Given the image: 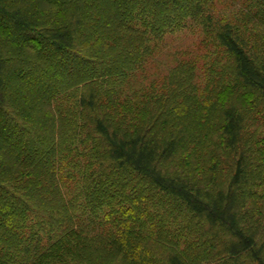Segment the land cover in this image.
Instances as JSON below:
<instances>
[{
    "label": "trees",
    "instance_id": "16d2710c",
    "mask_svg": "<svg viewBox=\"0 0 264 264\" xmlns=\"http://www.w3.org/2000/svg\"><path fill=\"white\" fill-rule=\"evenodd\" d=\"M220 1L0 0V264H264V0Z\"/></svg>",
    "mask_w": 264,
    "mask_h": 264
},
{
    "label": "rangeland",
    "instance_id": "374dc122",
    "mask_svg": "<svg viewBox=\"0 0 264 264\" xmlns=\"http://www.w3.org/2000/svg\"><path fill=\"white\" fill-rule=\"evenodd\" d=\"M242 1L243 0L220 1L218 2L219 10L230 11L234 8L235 5L239 4ZM201 37L202 36L200 32H182L176 34L175 36H171L166 43L164 51L161 52V56L159 57V50H158L157 56L153 60L148 62L146 66V70H147L146 74L148 76L150 75L158 76L159 68L163 69L162 72H164L167 70L166 67L168 64H174L178 59L199 58L204 51L203 46L200 44ZM174 58L176 60L173 62ZM165 60L167 64L163 68L161 67L160 63Z\"/></svg>",
    "mask_w": 264,
    "mask_h": 264
}]
</instances>
